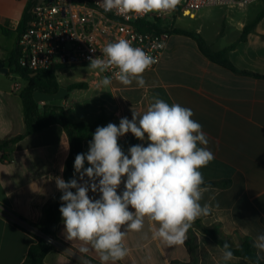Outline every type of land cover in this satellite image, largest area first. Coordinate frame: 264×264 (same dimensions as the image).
Instances as JSON below:
<instances>
[{"label": "crops", "instance_id": "0c3cea01", "mask_svg": "<svg viewBox=\"0 0 264 264\" xmlns=\"http://www.w3.org/2000/svg\"><path fill=\"white\" fill-rule=\"evenodd\" d=\"M33 3L36 0H0V64L9 62L7 73H0V144L25 131L20 98L25 82L20 90H13L10 60L17 45V28ZM254 19L231 20V28L217 32L210 41L199 35L209 50L227 49L226 57L236 72L208 59L193 37L171 33L158 65L143 74L144 88L135 81L124 86L117 79L108 87H98L104 76L83 67L81 79L87 81V87L80 90L82 96L75 98L81 114L76 107L66 108L78 90L67 92V101L60 103L72 122L97 127L109 123L118 126L122 117L131 120L132 111L142 115L154 98L178 103L192 109V119L202 125L209 138L208 147L215 155L200 169L206 184L211 185L200 203L209 204L211 212L192 223L184 243L169 246L153 239L154 224L146 217L140 232L129 231L124 238L128 255L107 264H225L223 249L202 229H214L231 248L246 240L253 242L257 234L264 232V16L240 39L243 29ZM132 137L129 132L118 138V144L124 147ZM89 142L83 141L82 153L88 152ZM136 144L147 146V141L137 139ZM68 154L67 136L58 125L0 149V157L6 156L0 159V264H22L30 246L36 243L34 235L40 234L44 207L61 194L55 177L63 178ZM88 166L85 161V168ZM122 191L123 184L118 192ZM89 195L98 198V194ZM15 219L21 220L25 228L19 227ZM54 237L66 251L53 249L44 257L45 264H83L85 260L101 264L99 254L90 245L66 239L63 222L57 224ZM188 238L196 245L195 261L186 246ZM81 247H89V252L81 254ZM227 264L253 263L234 256Z\"/></svg>", "mask_w": 264, "mask_h": 264}, {"label": "clouds", "instance_id": "9594fccd", "mask_svg": "<svg viewBox=\"0 0 264 264\" xmlns=\"http://www.w3.org/2000/svg\"><path fill=\"white\" fill-rule=\"evenodd\" d=\"M99 2L105 12L116 10L122 15L168 14L180 4V0ZM102 53V57H89L88 68L100 73L115 68L113 75L124 86L135 81L144 88L143 74L158 62L123 38L106 43ZM111 84L112 78L104 76L97 86ZM193 116L190 108L154 98L142 115L132 111L131 120L122 117L118 126H98L88 152L75 157L74 178L65 181L55 177L62 193L59 211L66 239L90 245L99 254L101 264L120 261L128 255L123 244L125 236L129 231L140 232L147 217L154 224L153 239L169 246L183 244L192 223L211 212L209 204L200 203L211 188L200 169L215 155L208 147L207 133ZM129 132L138 140H146L147 146L133 145L126 154L118 138ZM122 184L123 191L118 192ZM89 192L98 194V198ZM252 246L256 250L253 264H260L264 261V232L254 237ZM79 252L86 254L89 247H81ZM233 259L234 253L225 243L222 260L227 264Z\"/></svg>", "mask_w": 264, "mask_h": 264}, {"label": "built area", "instance_id": "2783aa9c", "mask_svg": "<svg viewBox=\"0 0 264 264\" xmlns=\"http://www.w3.org/2000/svg\"><path fill=\"white\" fill-rule=\"evenodd\" d=\"M257 0H180L174 12L168 14L149 13L147 15H122L113 10L105 12L99 0H43L29 11V22L17 39V62L22 68L32 72L57 68L88 67L89 57L103 56L102 49L108 42L121 38L140 47L160 62L169 33L155 34L135 24L142 20L157 25L165 17L195 19L204 8L227 6L243 8ZM113 18H108L106 14ZM162 28V27H161ZM148 69V70H150ZM98 71V70H97ZM112 68L104 73L116 80ZM13 90H20L22 80L12 75ZM11 162V160H8ZM21 228L24 223L15 219ZM53 249L66 251L65 246L54 236H44Z\"/></svg>", "mask_w": 264, "mask_h": 264}, {"label": "trees", "instance_id": "16d2710c", "mask_svg": "<svg viewBox=\"0 0 264 264\" xmlns=\"http://www.w3.org/2000/svg\"><path fill=\"white\" fill-rule=\"evenodd\" d=\"M30 4L31 5H34ZM108 18H113L110 14H106ZM264 16V8L256 16L254 21L246 26L241 34V40L245 38V35L251 32L254 28V25ZM29 20L28 13L24 16L22 22L17 28V34L19 35L24 28L26 27L27 21ZM136 26H141L142 29L146 31L159 34L163 31L167 33H176L183 34L190 37H193L197 42L201 52L212 62L228 69L231 71L236 70L231 66L230 62L226 57L227 49H223L217 52L209 50L201 37L194 32L179 28H160L155 22H149L147 20L139 21L135 24ZM6 32V31H5ZM57 68H51L47 71L32 72L26 68H22L18 65L17 62V48H15L12 58L10 60V73L17 75L20 79L25 82V86L20 93V98L23 106V116L25 122V131L22 134H19L9 140H5L0 144V149H6L17 142L23 140L26 136L33 133L39 132L49 126L58 125L60 126L68 139L69 144V154L65 161L63 168V179L69 181L73 178L74 175V161L77 154L82 153V143L85 140L91 141L92 134L97 128V124H88L86 122H72L65 115V109L61 105H54L51 102L44 104H39L33 99L34 91H42L46 94H55L61 88L56 78ZM36 73L35 76H31ZM246 75H251L254 77H261L259 75L251 74L248 72H242ZM84 84H74L69 87H66L67 92H70L73 89L83 87ZM67 98V96L65 97ZM137 138L133 137L128 141V143L121 147L122 150L127 154L129 147L136 145ZM6 156H1L0 159H5ZM62 193L51 203L47 204L43 209V220L40 224V234L34 235L36 243L31 245L28 249L26 258L22 264H45L44 257L53 250V247L46 242L44 236H54L56 232V227L59 222H62L61 213L59 208L61 206V197ZM203 232L212 238L222 249L225 241L219 239L216 235L214 229H202ZM253 242L246 240L241 246L237 248H231V251L234 253L235 257L244 258L250 262H254L256 259V250L252 246ZM186 246L188 252L192 255L193 261H195V250L196 245L192 242L191 238L186 240ZM260 264H264L263 261H260Z\"/></svg>", "mask_w": 264, "mask_h": 264}, {"label": "rangeland", "instance_id": "374dc122", "mask_svg": "<svg viewBox=\"0 0 264 264\" xmlns=\"http://www.w3.org/2000/svg\"><path fill=\"white\" fill-rule=\"evenodd\" d=\"M264 8V0H257L248 4L246 7H227V6H215L202 9L196 16L195 19L181 18V17H165L161 20L158 26L161 28H179V29H189L192 31H197V34L201 37L211 40V38L219 31H226L227 28L230 29V21L237 20L240 17L248 18L253 20L257 14H259ZM230 33V31H229ZM85 71L84 68H65L56 73V78L61 86V88H66L74 84H84L83 87L73 89L78 90V93L75 94L73 99L67 101L66 108L70 106L76 107L77 112L81 114V107L79 108L78 104H75V98L82 96L80 90L87 87V81L82 80V73ZM23 82V81H22ZM71 90V91H73ZM70 91V92H71ZM67 96V95H66ZM68 97V96H67ZM62 100L52 101L54 105H60ZM76 105V106H75ZM79 114V115H80ZM70 117L74 119L70 114Z\"/></svg>", "mask_w": 264, "mask_h": 264}, {"label": "water", "instance_id": "95a60500", "mask_svg": "<svg viewBox=\"0 0 264 264\" xmlns=\"http://www.w3.org/2000/svg\"><path fill=\"white\" fill-rule=\"evenodd\" d=\"M43 2V0H36V5H39ZM9 62H5L0 64V73H7ZM36 73L32 74L31 76H35ZM67 95V91L64 88H60L57 93L55 94H46L42 91H34L33 92V99L35 102L39 104H44L47 102H52L56 100H63Z\"/></svg>", "mask_w": 264, "mask_h": 264}]
</instances>
